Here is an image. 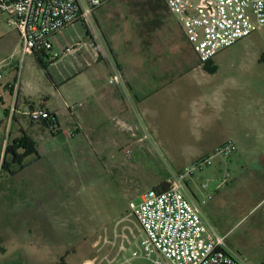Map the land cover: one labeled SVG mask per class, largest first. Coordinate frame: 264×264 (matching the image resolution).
<instances>
[{"label":"rangeland","instance_id":"rangeland-1","mask_svg":"<svg viewBox=\"0 0 264 264\" xmlns=\"http://www.w3.org/2000/svg\"><path fill=\"white\" fill-rule=\"evenodd\" d=\"M153 9L152 0L109 1L96 12L99 25L94 16L91 24L76 23L52 39V51L25 58L21 110L28 106L25 99L35 106L46 104L57 120L52 128H45L19 117L39 159L26 160L28 167L17 175L23 182L8 184L11 175L4 170L0 174V189L12 187L13 194L23 187L26 194L25 208L14 204L0 211V229H10L9 239L4 236L0 244V264H84L108 250L103 240L113 238L119 225L139 238L140 227L131 215L130 203L138 204L142 194L169 178L175 171L173 158L184 163L189 156L187 144L200 147L180 138H170L180 139L172 143L168 138L127 130L119 114L115 118L107 114L103 100L96 107L88 103L83 92L86 84L82 85L85 78L73 81L68 74L77 66L78 57L67 56L66 50L81 42L95 46L98 40L92 39L93 33L99 39L102 33L110 37L121 50H141L135 44H121L138 42L156 25ZM6 22L7 17L0 16V123L6 122L4 105L13 98L9 88L21 57L20 36ZM263 37L264 33L249 35L201 63V80L212 93L208 95L225 104L235 96L248 100L262 117L264 129ZM81 115L83 123L78 120ZM13 130L14 135L21 134L18 124ZM261 170L235 161L229 170L233 182L229 180L211 204L213 225L220 234L227 233L229 244L248 264L264 262V184L254 182L263 174ZM211 178L201 181V188ZM208 185L198 194L213 196L216 183Z\"/></svg>","mask_w":264,"mask_h":264},{"label":"built area","instance_id":"built-area-1","mask_svg":"<svg viewBox=\"0 0 264 264\" xmlns=\"http://www.w3.org/2000/svg\"><path fill=\"white\" fill-rule=\"evenodd\" d=\"M109 1L0 0V16L7 17L6 23L16 29L21 41L20 65L10 85L14 101L7 111L4 130L0 131V172L11 143L12 124L18 117L35 124L49 122L51 128L57 120L44 104L24 113L19 111L17 100L25 58L52 51V37L76 23H93L94 11ZM163 1L200 63L209 62L223 49L249 35L264 33V0ZM97 49L104 50V44ZM110 83L122 84L115 68ZM236 151L237 145L227 141L185 169L171 171L167 190L152 189L141 195L138 204L130 203L140 237L119 225L113 238L103 240L108 250L98 252L97 257L84 264H248L229 244L227 236L220 234L205 216L203 207L212 199V194L197 199L189 186L197 173L212 167L218 159L228 160ZM228 178L225 173L221 184L228 183ZM202 189L207 190L208 184H203Z\"/></svg>","mask_w":264,"mask_h":264},{"label":"crops","instance_id":"crops-1","mask_svg":"<svg viewBox=\"0 0 264 264\" xmlns=\"http://www.w3.org/2000/svg\"><path fill=\"white\" fill-rule=\"evenodd\" d=\"M152 4L154 9L151 11V15H153L152 18L156 21V25L147 30L138 42L132 43L125 40L121 44L125 47L135 44L142 47L141 50H121L119 44L115 45L112 39L102 32V39L93 33L92 39L98 40L95 46L91 47L86 42H81L71 51L66 52L67 56L77 55L78 57L77 66L68 74L70 78H73V81L85 78L82 85L86 84L83 92L88 103L96 107L99 99L103 100L104 110L107 114L114 116L113 118L119 114L127 130L135 132L139 130L144 137L159 136L168 138L167 142L172 143L182 139L180 141L192 142L194 145L200 146L196 149L187 144L186 150H188L189 156L183 159L184 163L181 164L180 158L172 160L175 171L185 169L198 157L213 152L227 141H233L237 145V151L228 160H216L212 167L197 173L200 174V177H197L196 174L189 183L190 189L197 199L205 196L198 194L202 191L201 181L203 182L210 175L212 178L208 179L207 183H216L214 190L211 191L213 199L203 207L205 216L212 223L214 208L211 204L228 185L227 183L225 186L221 184L225 173L229 175L228 181L233 182L229 170L235 161L241 160L243 164L252 163L262 169L263 174L259 175L260 179L254 182L264 184L262 117L256 113L253 104L246 99H239L235 96L225 104L222 100L208 95L212 93L208 92L201 80L204 75L202 65L176 18L169 12L163 0H152ZM99 8L93 14L97 24L96 12ZM57 36L52 37L51 41L53 38L56 40ZM101 43L104 44V50L97 49ZM114 68L121 76V85L109 83ZM193 73L197 74L194 78H192ZM9 91L13 98L7 105H4V113L9 110L14 101L11 87ZM21 93L22 85L17 107L24 113L35 105L24 98L28 106L24 111L21 110L19 105ZM82 117L83 115L78 119L80 123H83L80 121ZM19 119L18 117L12 124L11 141L20 137L24 132ZM28 123L48 128L45 122ZM17 124L21 130L19 136L14 135L13 130ZM5 125L6 122L0 127V131L4 130ZM170 138L180 139L173 141L169 140ZM1 143L0 139V149ZM3 170L7 171L4 168ZM7 172L9 173V171ZM17 175H11L6 180L7 183L13 185L23 182L24 180H19ZM220 175L221 177H219ZM167 181L168 178L163 182ZM11 190L12 187L0 189V211L9 210L14 204L17 207H26L23 202V198H26V194L23 193L25 188L21 187L13 194H11ZM9 230L8 226L0 229V244L4 242L5 237L9 239V236H6ZM222 235L227 236V233Z\"/></svg>","mask_w":264,"mask_h":264},{"label":"trees","instance_id":"trees-1","mask_svg":"<svg viewBox=\"0 0 264 264\" xmlns=\"http://www.w3.org/2000/svg\"><path fill=\"white\" fill-rule=\"evenodd\" d=\"M5 113L7 115V112ZM45 123L49 127V122H45ZM2 125L3 122L0 123V127ZM0 156H1V149H0ZM32 156H35L36 160L39 159L37 149L33 144L31 137L27 133L22 132V135L20 137L11 141L6 152V158L3 168L9 171V173L13 176L17 175L18 173H20L21 171L25 170L28 167L26 160ZM13 167H15L16 169L13 170ZM168 186H169L168 182H163L154 189L157 191H165L167 190Z\"/></svg>","mask_w":264,"mask_h":264}]
</instances>
